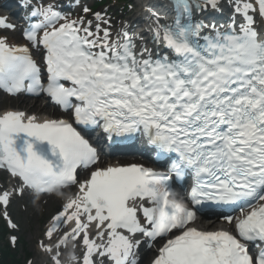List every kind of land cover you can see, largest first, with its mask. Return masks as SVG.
<instances>
[{
    "label": "snow or ice",
    "instance_id": "snow-or-ice-1",
    "mask_svg": "<svg viewBox=\"0 0 264 264\" xmlns=\"http://www.w3.org/2000/svg\"><path fill=\"white\" fill-rule=\"evenodd\" d=\"M19 6L21 25L0 15V90L60 114L0 110L8 227L14 202L56 200L46 264H264V0H131L119 22ZM134 141L159 168L105 161Z\"/></svg>",
    "mask_w": 264,
    "mask_h": 264
},
{
    "label": "rangeland",
    "instance_id": "rangeland-1",
    "mask_svg": "<svg viewBox=\"0 0 264 264\" xmlns=\"http://www.w3.org/2000/svg\"><path fill=\"white\" fill-rule=\"evenodd\" d=\"M120 8H122L121 13H124L125 15H130L131 13L127 10H123V5H119ZM46 213L41 211L40 209H31L30 214H22L20 211H18L17 218L20 223V226L24 229L25 228V218L28 220L31 226L30 233H26L25 237L28 239V245L30 250L33 252L32 255L36 253L35 249V241L36 238H38L42 233V227H43V221L47 218L45 217ZM36 258V257H34Z\"/></svg>",
    "mask_w": 264,
    "mask_h": 264
},
{
    "label": "bare ground",
    "instance_id": "bare-ground-1",
    "mask_svg": "<svg viewBox=\"0 0 264 264\" xmlns=\"http://www.w3.org/2000/svg\"><path fill=\"white\" fill-rule=\"evenodd\" d=\"M8 35H10L13 39L15 37H17V35L15 33L11 34V32H9ZM16 102H19V101H16ZM46 106H41L40 108L45 111L46 110ZM29 107H30V105L29 104H26V102H25L23 104V106H22V109L25 110V111H28ZM50 113H51V111L48 114H50ZM125 160H127V159H118L117 161H125ZM47 204L49 205L50 208H52V207H54L56 205V203L54 201H51V200ZM198 226H202L204 228H210L213 225H210L209 223L202 221V223H200ZM216 226H219V225L218 224H215V227Z\"/></svg>",
    "mask_w": 264,
    "mask_h": 264
}]
</instances>
